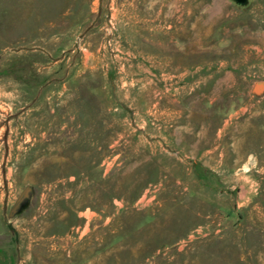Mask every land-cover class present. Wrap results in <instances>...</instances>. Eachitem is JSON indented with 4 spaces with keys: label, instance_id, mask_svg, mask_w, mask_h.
<instances>
[{
    "label": "rangeland",
    "instance_id": "rangeland-1",
    "mask_svg": "<svg viewBox=\"0 0 264 264\" xmlns=\"http://www.w3.org/2000/svg\"><path fill=\"white\" fill-rule=\"evenodd\" d=\"M256 84L264 0H0L16 264H264Z\"/></svg>",
    "mask_w": 264,
    "mask_h": 264
},
{
    "label": "crops",
    "instance_id": "crops-1",
    "mask_svg": "<svg viewBox=\"0 0 264 264\" xmlns=\"http://www.w3.org/2000/svg\"><path fill=\"white\" fill-rule=\"evenodd\" d=\"M9 199V198H8ZM13 223L5 218L0 209V264H16Z\"/></svg>",
    "mask_w": 264,
    "mask_h": 264
},
{
    "label": "water",
    "instance_id": "water-1",
    "mask_svg": "<svg viewBox=\"0 0 264 264\" xmlns=\"http://www.w3.org/2000/svg\"><path fill=\"white\" fill-rule=\"evenodd\" d=\"M239 4H245L248 0H233ZM264 91V84H256L253 88V93L260 95ZM29 189V188H26ZM29 195H26L25 198L20 197L17 202L13 205L10 216L13 215L14 212L18 211L23 203L28 199Z\"/></svg>",
    "mask_w": 264,
    "mask_h": 264
},
{
    "label": "flooded vegetation",
    "instance_id": "flooded-vegetation-1",
    "mask_svg": "<svg viewBox=\"0 0 264 264\" xmlns=\"http://www.w3.org/2000/svg\"><path fill=\"white\" fill-rule=\"evenodd\" d=\"M26 195H29V189H25L24 191H22V193L19 195L18 199H19L20 197L25 198ZM18 199H17V200H18ZM17 200L15 201V203L17 202ZM15 203H14V204H15Z\"/></svg>",
    "mask_w": 264,
    "mask_h": 264
}]
</instances>
